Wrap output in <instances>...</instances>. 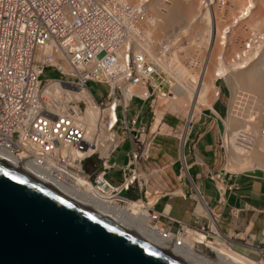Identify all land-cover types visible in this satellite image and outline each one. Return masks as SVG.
Instances as JSON below:
<instances>
[{
	"label": "built area",
	"instance_id": "1",
	"mask_svg": "<svg viewBox=\"0 0 264 264\" xmlns=\"http://www.w3.org/2000/svg\"><path fill=\"white\" fill-rule=\"evenodd\" d=\"M151 1L0 0V155L26 163L63 189L83 181L121 204L148 199L152 169L147 162L160 133L151 131L144 113H152L153 121L159 99L172 97L173 86L159 77L158 59L143 46L146 29L157 26L147 11ZM255 37L242 46L251 50ZM178 40L165 37L155 53L168 56ZM243 47L236 62L244 58ZM90 84L102 86L106 94L94 95ZM186 125L187 119L175 133ZM121 141L128 143L127 161L119 168L121 180L113 182L110 160ZM210 176L220 195L231 189L225 188L224 174ZM149 208L160 239L172 247L187 245L185 238L197 247L196 238L218 236L209 225L197 226L192 235L181 220L173 231L161 229ZM253 247L264 253V247Z\"/></svg>",
	"mask_w": 264,
	"mask_h": 264
},
{
	"label": "bare ground",
	"instance_id": "2",
	"mask_svg": "<svg viewBox=\"0 0 264 264\" xmlns=\"http://www.w3.org/2000/svg\"><path fill=\"white\" fill-rule=\"evenodd\" d=\"M161 1L162 0H155L154 4L152 5L149 4V8L147 9V11L150 14V17H152V20L157 22V26L156 28L148 27L146 29V34L144 35V41H143V46L158 59L159 61L158 65L160 66L161 70L165 72L168 77L176 80L170 90L172 97L163 100V102L161 99H159L162 102L161 108L163 107L166 108L165 106L167 105L170 106L171 104L172 105L179 104L181 102H184V100L187 98L189 99L192 105L191 113L189 114L190 112L189 111L188 112L189 115L187 114L188 120L189 122H191L193 115H195L198 112H201L197 108L198 107L197 105L201 104L202 106L211 109L213 111L211 107L214 99H216L215 96L217 95V93L215 90L216 95L213 93L214 94L213 97H210V91L215 88L214 85L215 78L218 76L220 78L227 79L228 83H230V85L233 88V94H234V98H233L234 104L232 105V107H230L231 108L230 118L226 126L227 127L226 149L228 150L227 152L229 157L228 158L229 159L228 169H230L229 172L241 173L254 169L264 170V72H261L262 71L261 68L263 67L262 61L264 60V48L262 50V47L264 46V38L261 37L262 35L259 34V32H258L259 35H256L258 36L257 42L259 43V44L257 43L258 46L256 44V49L260 48L259 51L261 50L260 51L261 57L257 59L255 62V60L253 59L254 58L253 55L257 52V50L255 53H252L251 52L252 50L250 51L249 49L247 50L245 48L242 52L244 58H242L241 66L238 67L239 64L238 61L236 62V56L240 48L239 46H237L238 43H236L235 40L238 38H244L242 37V34L243 36L246 37H248L249 35L247 36V33L244 32V29L242 27H240L239 30L236 29L232 30V28H235L237 24L244 25L241 22H244L245 26L248 25V27L256 30L264 26V0H253V1L237 0L236 2H238L239 7L235 6L237 7L235 8L233 6L234 8H232L231 10L233 11V15L235 16V17L233 16L232 19L233 21L231 23L233 27L227 30L225 29L224 31L223 29L221 30L218 27L216 32H212L211 30L212 27L208 29L209 32L207 33L209 34V40L211 41L212 38V42L217 41V38L219 36L221 37L222 42L224 43L228 41L230 42L228 43V46L229 44H231V42L235 41L234 45L231 44V47L225 50L226 53L223 55V58H221V60L222 59L223 60L217 63L215 62L216 63L214 64L215 78L211 84V86L213 85L212 87L208 83H206V79H207L206 77L204 78L205 80L202 79L200 81V84H197L198 81H196L195 77L192 76L195 72L194 68H196L199 63L197 65H194V63H192L193 66L188 67L186 65L189 64L185 65L182 61H180V59L178 60V56L176 55L175 51L174 52L171 51V53L168 56H162L159 55L158 53H155V49L157 47L156 44L159 43L161 40H163L159 38V36L161 34L164 35L165 33L169 34V32L167 33L166 31L172 27L173 29L180 31L179 30L180 28L184 29V27L189 26L194 21L203 23L206 20L208 21L214 20L213 22L214 24L216 23V25H219L220 23L223 24L222 23L223 21L220 22L221 19V15L219 13L220 9L218 10V6L215 5L214 3L215 0L214 2L213 0H209V2H207L210 3L209 6L207 5L206 6L207 8H205L204 10H201V8H199L203 2L199 5H196L197 2L196 0H167L164 3H162ZM183 1L184 2L189 1L188 5H183V3H181ZM231 2L233 3L232 5H235L233 1ZM244 2L246 3L244 4ZM209 17L212 20L209 19ZM229 30L230 32H228ZM220 32H222V34H220ZM229 36H231V38L228 39ZM226 39H228V41H226ZM237 41L239 42V40ZM222 42L220 44L224 45V43ZM216 43L214 42V46L216 45ZM172 46L175 47L174 44H172ZM214 46L212 47L213 51H211V53L214 52L215 54L213 55H216L217 52L215 51L217 50V48L215 50ZM218 50L222 51L223 49L221 48V50L220 49ZM213 55L211 54V56ZM212 59L210 61H212ZM231 61L233 62V64L227 66V64H229V62ZM242 64L244 65L242 66ZM235 67H238L236 68L237 69L236 71H235ZM239 70L241 72H238ZM240 87H242L243 89L245 87H248L249 90L257 94L256 95L257 103L255 99L256 106L254 104L255 106L254 108H256L258 105L259 109L257 111L255 110L253 111L252 106H250V110L254 112L252 114L251 111H248V114H250V116L244 113V109L240 110L241 106L239 104L241 97H240V91L239 90L237 91V88ZM154 111H155V117L154 120L152 121V125L150 129L151 131L157 130L161 134L162 131L168 129V127L165 124H163L162 121L166 109L163 110L164 112L157 109ZM254 115L256 120L255 118L253 119ZM190 126L191 124L186 125V128ZM186 128L182 133L183 135L180 136L182 139H185L184 136H185ZM53 184L63 189V186L59 182L54 181ZM73 186L74 187H71L70 189L68 188H64V189L67 190L69 193L77 196L78 198L84 200L85 202L89 203L90 205L96 207L97 209L101 210L102 212L110 216L112 215L124 221L125 223H127V225L139 230L140 232L142 231L146 233L147 235L151 236V238L159 241V243L167 244L171 246L170 244H168L169 242H167L166 240L160 239V234L159 231H157L158 230L157 227L151 225V216H150L149 207L151 206V204L154 203V201L150 202L151 201L150 190H148V199L145 202L141 201L139 203L129 202L128 204L127 203L121 204L112 198L106 199L100 196L93 189H91L89 185H87L83 181H77L76 183H74ZM194 188L196 190V198L199 202V208H198L199 215L208 217L209 220L211 221V225H209L210 229L214 231L217 235L223 236L218 229V219L216 218L217 219L216 222L215 217L213 215V211L211 210V208L206 206L207 205L206 201L203 195L201 194V192L199 191V188L196 186ZM190 197H192L193 199V196ZM203 246H206L207 248H209L214 252L216 257L218 258L219 261L218 263H214L210 259L204 257V255H202L203 252L201 251L199 245L196 247L199 248L197 250L189 248L187 245L173 246L171 249L172 251L174 250L177 253L181 254L182 256L186 257L187 259L191 260V262L194 264H263L262 262H258L248 256L236 252L233 248L231 249L228 248L229 246L226 247L221 245L220 242H218L215 239L214 240L210 239L209 241L206 242V245Z\"/></svg>",
	"mask_w": 264,
	"mask_h": 264
},
{
	"label": "water",
	"instance_id": "3",
	"mask_svg": "<svg viewBox=\"0 0 264 264\" xmlns=\"http://www.w3.org/2000/svg\"><path fill=\"white\" fill-rule=\"evenodd\" d=\"M0 155V264H194Z\"/></svg>",
	"mask_w": 264,
	"mask_h": 264
},
{
	"label": "rangeland",
	"instance_id": "4",
	"mask_svg": "<svg viewBox=\"0 0 264 264\" xmlns=\"http://www.w3.org/2000/svg\"><path fill=\"white\" fill-rule=\"evenodd\" d=\"M154 1L155 0H152L150 5L154 4ZM166 1L167 0H162L161 2L164 3ZM196 1H197L196 5H199L203 2L202 5H200V7H199V8H201V10H204L205 8H207L206 6L207 5L209 6V4H210V3H207V2H209V0H201V2H200V0H196ZM205 1H206V3H205ZM231 1H233L235 3V5H232L233 3ZM236 1L237 0H217V2H216V0H215V2H214V0H213L215 5L218 6V10L220 9L219 10L220 11L219 13L221 15L220 22L223 21L222 22L223 24L220 23L219 25H216V23L214 24V22H213L214 20L213 21L206 20L203 23H199L198 21H194L189 26L184 27V29L183 28L179 29V27H178V29L180 31L173 29V27L166 31L167 33L169 32V34H171V35H175V37H177L179 39L174 44L175 47L172 48V52L175 51L176 55L178 56V60L180 59V61H182L185 65L189 64V65H186L188 67L193 66L192 63H194V65H197L199 63L197 67L195 66L196 67V68H194L195 72L192 75L195 77L196 81H198L197 84H200V81L206 77L207 78L206 83H208L211 86V84L215 78V69H214L215 65L214 64L223 60V59L221 60V58H223V55L226 53L225 50L228 49L229 47H231V44L234 45L235 41H236V43H238L237 46H239V48L241 49L243 47L242 45L245 42H247L251 38H254V36H256V35L261 34L262 35L261 37L264 38V36H263L264 35V28H263L264 26H262L256 30V29L248 27V25L245 26V23L241 22L244 25L239 24L240 25L239 26L237 24L235 28H232L233 26L231 25V23L233 21L232 19H233L234 15H233V11H231V10L235 6L239 7L238 2H236ZM244 1H246V0H244ZM249 1H253V0H249ZM188 2L189 1H185V2L183 1L181 3H183V5H188ZM245 3L246 2H244V4ZM228 6L229 7L231 6V7L229 8ZM237 7H235V8H237ZM251 10H253V9H251ZM209 19H211V18L209 17ZM209 22H211L212 24ZM211 27H212V29H211L212 32H216L218 27L221 30L223 29V31L225 29L227 30L230 28H232V30L233 29L239 30L240 27H242L244 29V32L247 33V36L248 35L249 36L246 37V36H243V34H242V37H244V38L236 39L234 42H231V44H229V46H228V43H230V42L228 41V39L231 38V36H229L228 39H226V41H228V42H225V43L222 42V39L219 36L217 38L218 42L214 41L215 43L217 42L216 45L214 46V42H212V38L210 41L209 40V34L207 33V32H209L208 29H210ZM228 32H230V30ZM258 32H259V34H258ZM169 34H166V33L164 35L161 34L159 36V38L164 39L165 37L169 36ZM220 34H222V32H220ZM176 35H178V36H176ZM163 36H164V38H163ZM255 38H256V43H254V47L251 49L252 51L250 49L249 50L252 53H255L257 50V52L253 55L254 56L253 59L256 62V60L261 57V53H260L261 50L259 51L260 48L256 49V44L258 43L257 42L258 36H256ZM237 40H239V42ZM221 42L224 43V45L220 44ZM239 43H240V45H239ZM258 44H257V46H258ZM213 46L215 47L214 48L215 50L217 48L216 51L214 50L215 52H217L216 55H213V54H215L214 52L211 53V51H213V49H212ZM219 47H221L223 50L219 51L218 49L221 50V48H219ZM263 48H264V46L262 47V50H263ZM244 49H245V46L242 49V51ZM211 54L213 56H211ZM212 57H213V59H212ZM211 59H212V61H210ZM261 60H260V62H261ZM231 62H229V64L226 63L227 66L232 65L233 62L232 63ZM223 63H225V62H223ZM241 63H242V61L238 62V64H239L238 67L241 66ZM246 63H249V62H246ZM190 64H192V65H190ZM262 64H263V67L261 68V70H262L261 72H264V60L262 61ZM243 65L244 64H242V66ZM238 67H235V71L237 70L236 68H238ZM208 68H209V71H208ZM238 72H241V71L239 70ZM159 77L164 79V80H169L173 84L176 81V80L168 77L165 72L161 73ZM214 85H215V88L210 91V97H213V95L214 94L216 95V93H217V95L215 96L216 99H214V101L212 103V107H211L213 109V111L211 109H208V108L202 106L201 104H199V105H197L198 106L197 108L201 112H198L195 115H193V117H192L193 121H191V122H189L187 114L189 111H190L189 114L191 113L192 105H191V102L189 101V99H187V98L184 100V102H181L183 104H181V103L174 104V105L171 104L170 106L169 105L165 106L166 108H164V107L161 108V105H162L161 103L163 102V100H162V102H161V100H159L157 106L155 107L157 110H161V111L166 109V112L163 116L162 121H163V124H165L168 127V129L167 130L165 129L164 131L161 132L160 135H157L156 138L153 139V141L151 143L152 146L150 149V158L147 162V166L149 168H151V167L153 168L155 166L158 167V165H160V164H165V163H162L161 160L167 159L168 160L167 164H170L171 162H173V160H176L175 164H178L179 168L181 165H182V168H184L183 167V161L180 158V152L181 153L183 152L182 146L180 144L183 142V139L182 138L180 139V144L178 141V139H179L178 136H182L183 132H181L178 135L175 133V130H177V131L181 130L182 127L185 125V122L187 119V125H189L191 123L193 125V139H192V143H193V164H194L193 166L196 169V172H195L196 175H195V181H193L195 184V185H193V187H191V184L189 182V180H190L189 174L187 176L182 175V182L185 185V190H186L185 194H187V197L188 196L189 197L195 196L196 200H197V198H196V190L194 188L195 186H197L199 188V191L202 193V195H203V189H204L205 182H210L211 185L213 184V186H215V183L211 179L210 174H214L215 172H219L221 174H224V176H228V174H230V175L240 174V173L232 174V173L227 172V171H230V169H228V166H229V159L228 158L229 157H228V152H227L228 150L226 149V137H227V127L226 126H227L228 120L230 118V109H231L230 107H232V105L234 104V102H233V98H234L233 88L230 85V83H228L227 79H225V78L223 79V78H220L218 76L215 78ZM89 87H90L91 91L94 93V95H96L98 97H100L101 95L104 96L106 94L105 89L100 85L90 84ZM168 89L169 88L167 85L162 86V92H167ZM215 90H216V93H215ZM238 90L240 91V97H241L240 98V104H239L241 106L240 110L244 109V113L246 115L250 116V114H248V111H251V113L253 114L254 110L257 111L259 109L258 105L256 108H254L256 106L255 99H256V103H257V96H256L257 94L255 92L249 90L248 87H245L244 89L242 87H240V88H237V91ZM252 102H254V103H252ZM254 104H255V106H254ZM177 105H180V106H177ZM250 106H252L253 111L250 110ZM218 115H219V117H218ZM254 118H255V115L253 116V119ZM144 119L146 120L147 124L151 123L152 122V113L145 112L144 113ZM255 120H256V118H255ZM201 123H205V124L203 125ZM210 124H213L214 127L217 124H219L220 132L217 133L215 140H213L211 142L212 146H209L211 151L208 155V158L210 160L209 165H208L206 160L203 159V154L201 153V150H202L201 146H203L205 144L204 143L200 144V142L197 143L198 141H196V139L198 138V135L202 134L205 131V129H207V128H209V130L211 129ZM170 128L173 129L172 132L169 130ZM209 134H211L210 131H209ZM127 150H129L128 143L125 141H121L119 143V146L117 147L116 151L111 156L110 163L111 164L115 163V167L109 172L110 175H112V174L119 175L120 166L124 165L127 161V159H126ZM154 154L156 155V157ZM151 156H154V157L151 158ZM180 163H181V165H180ZM187 164L189 165L188 162H187ZM160 166H162V165H160ZM92 170H93L92 166L90 165L89 168L86 170V172L89 173ZM182 171H184V169H182ZM252 171H258V173H260V172H263L264 170L254 169V170H249V171H245V172H252ZM245 172H241V173H245ZM152 178H153V176H152ZM148 190H150V188H148ZM204 192L214 194V192L211 190V188L209 186H207L205 188ZM123 195H126V193L123 192ZM190 198H192V197H190ZM192 200H194V199H192ZM196 200H195V205H197ZM195 205L193 207L194 209L196 208ZM198 221L202 222V224L205 226V229L208 228V225H211V221L209 220L208 217L199 216ZM190 225H191L190 228L192 229V231L197 226H200L197 224H192V222ZM192 231H189V232L193 235ZM213 237L211 236L210 238H213ZM262 237L263 236L261 235V238ZM261 238H260V241H261ZM218 240H220V239H218ZM262 243L264 244V242H262ZM220 244L225 246L221 242H220ZM199 247L203 248V254L202 255H204V257L210 259L214 263L219 262L218 258L216 257V255L214 254V252L212 250H210L209 248H207L206 246H203L201 244L199 245ZM226 247H227V245H226ZM261 247H264V245ZM228 248H230V247H228ZM192 249L197 250L199 248H194V246H193ZM248 256H250V255H248ZM250 257L252 259L256 260V258H254L252 256H250Z\"/></svg>",
	"mask_w": 264,
	"mask_h": 264
},
{
	"label": "crops",
	"instance_id": "5",
	"mask_svg": "<svg viewBox=\"0 0 264 264\" xmlns=\"http://www.w3.org/2000/svg\"><path fill=\"white\" fill-rule=\"evenodd\" d=\"M201 124L204 125L205 123ZM210 125L211 129H205L196 139L198 141L197 143L205 144L201 146V153L208 165L210 162L208 155L211 151L209 146H212L211 142L215 140L217 133L220 132L219 124L215 127L213 124ZM209 131L211 134H209ZM192 139L193 125L189 129L187 139L184 141L183 152H180V158L183 161L184 168H182L181 163L179 168L178 164H175L176 160L167 164V159L161 160L162 163H165L160 164L162 166L151 167V176L153 178H151L148 186L151 194L150 202L154 201L151 204L153 216L157 218L156 222L161 229L168 228L171 231L177 229L180 224L176 220H181L184 225L189 226L190 231H192L190 228L191 222L192 224L203 225L202 222L198 221L199 216H201L198 213L199 202L194 196V200L189 196L190 199L187 197V194H185V185L182 182V175L187 176L189 174L191 187L195 185L193 181H195L196 169L193 166ZM180 145L182 146V143ZM153 157L151 156V158ZM109 178L113 182L121 180V176L117 174H109ZM207 186L211 188L214 194L204 192ZM228 187L231 189H225L220 195L213 184L211 185L210 182H205L203 197L206 201V206L211 208L213 213L217 215L218 229L223 235L216 236L212 234L211 236H214L217 241L220 239L219 241L225 246H231L236 252L245 256L250 255L256 258L257 261L264 263V253H260L257 248L253 247V245L259 247L264 245L262 243L264 242V171L260 173L258 171H252L227 176L225 188ZM126 196L127 198L134 199L136 194L126 192ZM195 200L197 205H195ZM194 205L196 206L195 209L193 208ZM215 220L217 222V219ZM192 232L194 234V231ZM261 235L263 236L262 238ZM196 239L202 245H206V242L210 240L206 237ZM185 240L189 248H193V246L196 248V245H193L191 240L188 238H185Z\"/></svg>",
	"mask_w": 264,
	"mask_h": 264
}]
</instances>
